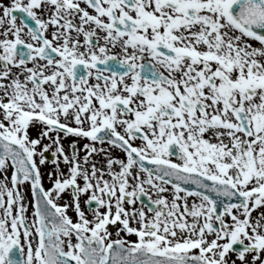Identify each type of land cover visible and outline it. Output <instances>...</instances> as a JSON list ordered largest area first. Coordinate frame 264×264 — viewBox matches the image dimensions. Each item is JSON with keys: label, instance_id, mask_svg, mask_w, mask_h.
Returning <instances> with one entry per match:
<instances>
[{"label": "snow or ice", "instance_id": "obj_1", "mask_svg": "<svg viewBox=\"0 0 264 264\" xmlns=\"http://www.w3.org/2000/svg\"><path fill=\"white\" fill-rule=\"evenodd\" d=\"M0 264H264V0H0Z\"/></svg>", "mask_w": 264, "mask_h": 264}]
</instances>
